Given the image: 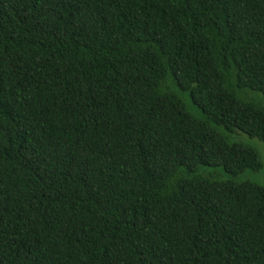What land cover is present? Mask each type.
<instances>
[{
    "label": "trees",
    "instance_id": "obj_1",
    "mask_svg": "<svg viewBox=\"0 0 264 264\" xmlns=\"http://www.w3.org/2000/svg\"><path fill=\"white\" fill-rule=\"evenodd\" d=\"M236 132L264 142V0H0V264H264Z\"/></svg>",
    "mask_w": 264,
    "mask_h": 264
},
{
    "label": "rangeland",
    "instance_id": "obj_2",
    "mask_svg": "<svg viewBox=\"0 0 264 264\" xmlns=\"http://www.w3.org/2000/svg\"><path fill=\"white\" fill-rule=\"evenodd\" d=\"M225 134V133H224ZM225 136L228 138V140L232 143H240L246 146H249L253 149H255L263 162L264 165V142L259 141L255 138H249L239 132L233 133V134H225ZM206 174L209 176H214L217 179L226 180L229 179V177L222 171V169H208L206 171ZM235 182H242V181H249L258 185L263 186L264 185V168L259 173H252V172H246L241 176H238L236 178H232Z\"/></svg>",
    "mask_w": 264,
    "mask_h": 264
}]
</instances>
